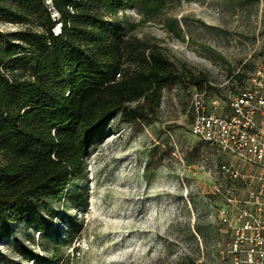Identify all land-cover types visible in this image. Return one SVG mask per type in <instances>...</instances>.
Instances as JSON below:
<instances>
[{"label":"rangeland","instance_id":"rangeland-1","mask_svg":"<svg viewBox=\"0 0 264 264\" xmlns=\"http://www.w3.org/2000/svg\"><path fill=\"white\" fill-rule=\"evenodd\" d=\"M8 4L0 0V51L9 43L26 57L12 34L37 30L39 20H8ZM103 20L157 47L178 79L154 112L106 123L60 202L45 200L34 219L0 235V264H226L228 235L212 215L206 174L214 154L190 132L192 97L204 93V110L223 116L228 96L264 75V0H166L149 15L124 5Z\"/></svg>","mask_w":264,"mask_h":264},{"label":"trees","instance_id":"trees-1","mask_svg":"<svg viewBox=\"0 0 264 264\" xmlns=\"http://www.w3.org/2000/svg\"><path fill=\"white\" fill-rule=\"evenodd\" d=\"M6 1L8 20L39 23L12 34L28 46L26 57L9 43L0 51V235L34 219L45 200L60 202L110 119L154 112L163 88L178 79L157 47L129 41L103 20L124 5L149 15L166 0Z\"/></svg>","mask_w":264,"mask_h":264},{"label":"built area","instance_id":"built-area-1","mask_svg":"<svg viewBox=\"0 0 264 264\" xmlns=\"http://www.w3.org/2000/svg\"><path fill=\"white\" fill-rule=\"evenodd\" d=\"M256 75L228 96L226 115L205 111L204 93L192 97L190 132L214 154L206 174L212 215L228 235L226 264H264V75Z\"/></svg>","mask_w":264,"mask_h":264},{"label":"bare ground","instance_id":"bare-ground-1","mask_svg":"<svg viewBox=\"0 0 264 264\" xmlns=\"http://www.w3.org/2000/svg\"><path fill=\"white\" fill-rule=\"evenodd\" d=\"M57 31H58V28H57Z\"/></svg>","mask_w":264,"mask_h":264}]
</instances>
